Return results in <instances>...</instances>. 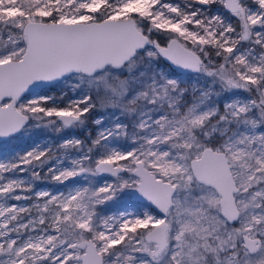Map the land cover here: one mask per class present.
<instances>
[{
  "label": "snow or ice",
  "instance_id": "obj_1",
  "mask_svg": "<svg viewBox=\"0 0 264 264\" xmlns=\"http://www.w3.org/2000/svg\"><path fill=\"white\" fill-rule=\"evenodd\" d=\"M0 142V264H264V0H0Z\"/></svg>",
  "mask_w": 264,
  "mask_h": 264
},
{
  "label": "rangeland",
  "instance_id": "obj_2",
  "mask_svg": "<svg viewBox=\"0 0 264 264\" xmlns=\"http://www.w3.org/2000/svg\"><path fill=\"white\" fill-rule=\"evenodd\" d=\"M15 142H13L14 144ZM12 147V144H7V143H0V152L5 151L7 149H10ZM38 186H42V185H38ZM123 205L121 204H116L113 207V211H115L117 208L122 207Z\"/></svg>",
  "mask_w": 264,
  "mask_h": 264
},
{
  "label": "water",
  "instance_id": "obj_3",
  "mask_svg": "<svg viewBox=\"0 0 264 264\" xmlns=\"http://www.w3.org/2000/svg\"><path fill=\"white\" fill-rule=\"evenodd\" d=\"M0 143H3V142H0Z\"/></svg>",
  "mask_w": 264,
  "mask_h": 264
}]
</instances>
